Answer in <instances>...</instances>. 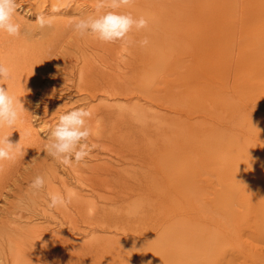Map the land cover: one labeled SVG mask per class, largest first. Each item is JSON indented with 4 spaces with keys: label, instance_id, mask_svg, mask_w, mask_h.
<instances>
[{
    "label": "bare ground",
    "instance_id": "bare-ground-1",
    "mask_svg": "<svg viewBox=\"0 0 264 264\" xmlns=\"http://www.w3.org/2000/svg\"><path fill=\"white\" fill-rule=\"evenodd\" d=\"M95 2L22 0L18 6L22 11L31 9L29 16L37 17L51 15V6L61 3L64 8L76 6L73 11L84 17L95 13ZM71 9L55 14L53 27L43 30L25 21L17 9L24 34L0 33V61L13 75L11 80L0 81V87L17 96L27 111L14 128H0V135H11L14 143L21 138L22 147L32 150L33 156L45 146L32 121L33 93L42 86L54 61L51 57L62 47L61 37L74 32L68 27ZM120 11L137 19L143 16L147 28H133L128 42L115 43L74 33L83 51L78 60L84 64L78 73L70 71L67 80L72 86L65 87V92L76 89L87 101L100 100L88 107L92 112L89 141L96 150L102 144L111 150H115L112 144L126 150L116 158L105 156L106 164L95 162L86 168L74 164L63 174L52 167L41 191L66 192L70 206L90 231L119 228L124 237L134 238V244L129 246L127 238L118 244L63 247L68 257L64 260L58 252L53 259L57 264H81V259L85 264H199L200 258L193 255H201L202 250L209 254L222 240L213 226L226 236L236 229L228 230L239 218L238 204L244 193L264 207V0H134ZM145 39L148 43L142 45ZM82 42L95 54L89 55ZM120 48L126 52L116 51ZM103 51H109L112 58L105 59L107 53L98 57L96 52ZM90 157L93 161L101 158L99 152ZM15 163L5 162L0 193L5 187L1 178L17 173L20 165ZM121 164L138 168L128 175ZM260 174L261 181L249 178ZM73 184L88 187L91 194L73 191ZM105 188L108 194L103 197L99 191ZM144 188L146 193L136 192ZM99 197L112 204L126 199L131 203L124 211L133 216H108ZM21 228L16 229L18 235H22ZM33 228L40 229L36 224ZM33 228L24 231L37 234ZM75 230L87 232L77 224ZM54 237L61 242L72 239L62 232ZM11 239L12 264H21L24 248L18 238ZM227 261L228 255L219 264Z\"/></svg>",
    "mask_w": 264,
    "mask_h": 264
},
{
    "label": "rangeland",
    "instance_id": "rangeland-1",
    "mask_svg": "<svg viewBox=\"0 0 264 264\" xmlns=\"http://www.w3.org/2000/svg\"><path fill=\"white\" fill-rule=\"evenodd\" d=\"M21 1L22 0H17V3H20ZM85 6H84V8H87ZM75 7L76 6H73V5H72V7L70 5L69 6L67 5V7L64 8L65 10H63L64 12L65 11L68 12L67 9L72 8L71 9L72 12L70 11L69 12L70 15H68L70 17V19H72L74 17H79V14L73 11L74 10L73 8H75ZM63 11H61V13H63ZM18 12L20 15H22L25 18V21H27L31 24L34 23L37 19L36 16L25 15V10L22 11L18 8ZM74 33H76V32H73L70 35H68L69 37L68 36H65V38L61 37L62 41L59 39L60 40L59 42L61 43L62 47H60V45H59L58 47H60V48L56 52L55 56L51 57L52 59H54V61L51 62L52 68L49 67L48 72H46L45 80L42 83V86L38 90H36V92L33 93V95H34V103L33 104L34 105H33V112H32L33 113V115H32L33 120L32 121L36 125L37 129L40 130L39 132L41 134V138L44 139L43 140L44 141L43 143L45 145L43 147L44 149L34 153L37 155L33 156L32 150H30L28 147H25V149L23 148L24 154L18 156L20 159V160L18 159L19 161L18 160L15 161L16 162L15 164L20 165V166H18L17 173L14 176L11 175V176L1 178L3 180V181L2 180L1 181L3 184H5V187L2 189V191L0 193V233L1 232L3 233V234H0V244L3 243L1 247L4 250V252L2 249L0 251V253L2 252L0 254V258H1V256L3 258V260L0 259V261H2V262H0V264H12V260L14 259V256L12 254H10L14 250V245H13V247L11 246L12 242L14 244V240L11 239V236H13V238H15V239L18 238V240L21 242L22 247L24 248V254L22 255L24 258L21 256L20 263H21L22 259L25 260L29 256L28 257L29 259H27L26 262H24V260H23L24 264L25 263L32 264L33 263L32 261H34V264H38L39 261H40V264H52V262H53V264H57V262L53 259V257L55 256V258H56V254L58 252H59L58 254L61 257H63L65 260L66 256L68 257V254L66 252L67 249L68 250H71L73 248L76 249L77 247H84L85 245H93L95 247H96V245H99V246L102 245L103 246V244H105L109 241H112L113 244H118L119 241H126L127 238H130L127 240L129 246H133V244H134V238L124 237L123 230L119 229V228L117 229V228L113 227L110 230L109 229L103 230L101 228H98L95 232L90 231L91 229L84 225L85 222L83 220H81V216H80L81 214H79L76 211V209L73 205L70 206V203H68L66 207H60V208L57 207L55 209H50L47 205H48V195L51 192H49L48 190L47 191H41L40 190L39 192H36L29 187V185L32 182V180L34 179V177H36L38 174L42 175V176L44 175L46 178L47 174L49 173L48 171H52V169L54 167L59 168V171L61 174H63V171H65L67 169V167L61 165L58 161H56L55 159H53L52 157H50L46 154L51 129L54 128V126L58 122L59 117L62 114H65L66 112L71 111L75 108L84 107V108L88 109V107L90 108L92 106H95V103L98 104V102H100V100L87 101L84 98V96H80L79 93L76 92V89H72L73 91H71L70 94H69V92H67V93L65 92L67 87L72 86V82L70 83L69 80H67V77L70 76L72 74V72H74V71H75V73H78L80 67L84 64L83 61L78 60L81 57V55H83V51L79 47L78 41L75 40L76 34H74ZM82 45H83V47L85 46L84 49H86V51L88 52L89 55L95 54V51H94V53H92V49L89 48V46L86 43L82 42ZM78 47L81 49V51H79L80 49ZM116 51L126 52L125 50H123V48L117 49ZM63 52H64V54H63ZM99 52H96L98 57H99V54L107 53V54L103 55L104 58L105 59H111L112 58L109 51H106V52L103 51L104 53L103 52L99 53ZM55 60H57L60 63H58ZM61 60L63 61V64H62ZM76 60H78L79 62ZM75 61H76V63L77 62L78 63L76 64ZM70 62H71V64H70ZM53 65H54V67H53ZM50 68L54 71V73H53V71H51ZM62 70H63V72H62ZM70 71H72V72H70ZM53 74H55L57 76L53 77L54 76ZM63 74L65 77L63 76ZM65 80H67L68 82ZM45 105H46V107H45ZM42 112H43V114H42ZM88 143L90 145H93L89 140H88ZM105 143H107V142L105 141ZM111 146H114L115 150H111V147H108V146L106 148L105 144H102V146L99 147V150H96L95 148L92 149L91 155L99 152L100 157H101L100 160H94L93 161V158L89 157L86 159V161L80 163L81 165L83 164L82 166L80 164H75V165H80V167L86 168V166L94 165L95 162H96V164L97 163L106 164L107 163L106 160H108L107 159L108 157H110L111 155L114 156V158L119 157L126 150V149L118 147L117 145H114V144H112ZM101 148H103V149H101ZM28 149H29V151H27ZM41 151H43V153L46 154V156L44 158H46L47 163H46L45 159L41 156V154H42ZM33 152H34V150H33ZM29 154L30 155L32 154L31 155L32 157H30ZM102 154H104V155H102ZM105 156H108V157H105ZM35 157H36V159H34ZM42 158H43V160H42ZM103 159H105V160H103ZM87 163H88V165H87ZM15 164H13V166H16ZM39 164L40 165L43 164V165L40 166ZM31 165H33V166H31ZM46 166H47V170L45 169ZM41 167H43V168H41ZM119 167L121 169L129 170V173H128V175H129L132 173V171L135 170V168L136 169L138 168V165L135 167L134 164L133 165L121 164V165H119ZM38 168H41V169L38 170ZM41 170L43 173L41 172ZM70 171L71 170L68 171L69 174H71ZM31 174L32 175L35 174V175L32 176ZM69 174H68V176H69ZM66 175L67 174H65V176ZM261 176H262V174L251 175V177H249V178H253L254 180H260L261 181V178H262ZM69 177H67V178L69 179ZM70 179L73 182L75 181L72 179V177ZM72 187H73V191H76V192L81 191L84 194H87V193L91 194V191L86 186L81 187V186H77L76 184H73ZM82 189H84V190H82ZM107 190H108L107 188L101 189L99 191V193H101V195L104 197L105 194H108V192H106ZM85 191H86V193H85ZM136 192L146 193V189L145 188L139 189ZM37 193H38V195H37ZM63 193H61V194H63L65 196V198L67 199L68 196H67L66 192H63ZM89 194H88V196L92 198V196ZM146 195L151 196L150 194L149 195L146 194ZM35 196H36V198H35ZM44 196H45V199H44ZM95 196L98 197L97 195H94L93 198H95V199H96ZM99 198L101 201L100 200H98V201L100 204L105 206L106 212L108 213V216L111 217L112 215L119 214V213H122L120 216H123V217L133 216V215L128 214L127 212L124 211V207H126L127 205H129L131 203V202L126 201V199L120 200L119 202L112 204L111 202L110 203H103L102 198L101 197H99ZM33 201H35V202H33ZM36 201H37V203H36ZM257 202L254 201L252 203L251 194H246V193L243 194V196H242V198L238 204V207L240 208V210H239V214H237V216L239 218H237L236 221L231 222V225L229 226L228 230H232L234 227L236 229L229 236L222 234L220 229L216 225L213 226L212 229L215 231V233L218 235L219 238H222V240L219 242H216L214 244L213 249L209 254H205L202 250L201 255H198V254L193 255L195 257L200 258L199 264H219V260L220 259L224 260V257L226 255L229 256V261H227L228 262L227 264H264V207H261L262 203L260 204L259 201H257ZM38 203H40V204L38 205ZM89 204H91V203H89ZM57 209H59V210L57 211ZM65 209H66V213H65ZM67 211L69 213H67ZM44 213H46L47 215ZM56 219H58V220H56ZM24 224H26V225L30 224L29 226L31 229L33 228V226H35V224L38 225L40 229L33 228V230L38 231L39 234L38 233H37L38 235L33 234V233L29 234L33 237V239H31V237L29 239L28 237H26V235H27L26 233L28 231L26 233L24 231L29 226L27 227L25 225L26 226L25 227ZM76 224L81 225L84 229H86L87 232H79V231L75 230ZM21 226H24L25 228L23 227V229H22ZM107 226L108 225H105V227H107ZM13 227L15 228V230ZM16 227L21 228V232H22L23 236L18 235L16 233V231H17ZM59 232H62L64 235L71 234L72 239L69 240L67 238L69 241L67 239H65L64 241L61 242V241L57 240V237L53 238L54 234L59 233ZM45 233H46V235H45ZM50 234H53V235H50ZM9 235H11V236L8 237ZM29 235H27V236H29ZM33 235H35V237L36 236H38V237L35 238ZM21 236L25 239L21 240L20 239ZM44 236H46V237H44ZM48 236H49V238H48ZM30 240H31V242H29ZM2 241L6 242V243H4ZM70 243H71V245H70ZM106 245H104V246H106ZM8 246H9V248H8ZM107 246H109V245H107ZM3 247H5V249ZM63 247H67V249H65ZM57 249H58V251H57ZM10 250H11V252H10ZM5 251H7V252L5 253ZM3 253H5V254H3ZM6 255H9V256H6ZM5 258L8 260H5ZM9 258H10V260H9ZM45 258H47V260ZM28 260H30V261L32 260L31 263ZM135 260L136 261L139 260L138 256L135 257ZM79 261L81 262V264H85V260L81 259ZM35 262H37V263H35ZM132 262H133V260H132Z\"/></svg>",
    "mask_w": 264,
    "mask_h": 264
},
{
    "label": "clouds",
    "instance_id": "clouds-1",
    "mask_svg": "<svg viewBox=\"0 0 264 264\" xmlns=\"http://www.w3.org/2000/svg\"><path fill=\"white\" fill-rule=\"evenodd\" d=\"M134 0H96L95 13L84 17H74L68 27L81 37L92 36L103 43H115L117 41L128 42L129 34L133 28L137 31L148 26V20L143 16L134 18L129 12L120 9L130 7ZM17 0H0V33H6L10 37H19L23 33L21 23L17 20ZM105 9H108L105 11ZM64 10L61 3L51 6V15L41 13L37 16L34 25L43 30L53 27L55 14ZM31 9L25 11L30 15ZM147 44V39L140 42ZM12 72L8 66L0 61V81L11 80ZM23 112H27L20 99L10 93L8 88L0 87V128H14L21 120ZM92 112L84 107L75 108L62 114L54 128L51 129L46 154L65 167L80 164L90 157L94 145L88 143L92 135L89 120ZM29 133H25L28 135ZM11 135H0V172L4 170L5 162L14 163L19 155L24 154V149L19 142H12ZM44 176L37 175L29 187L39 192L45 187ZM70 201L59 192L49 193L48 207H66ZM151 264V262H148Z\"/></svg>",
    "mask_w": 264,
    "mask_h": 264
}]
</instances>
